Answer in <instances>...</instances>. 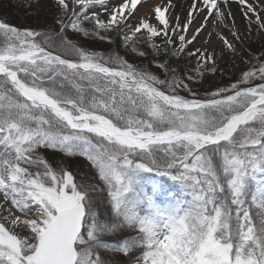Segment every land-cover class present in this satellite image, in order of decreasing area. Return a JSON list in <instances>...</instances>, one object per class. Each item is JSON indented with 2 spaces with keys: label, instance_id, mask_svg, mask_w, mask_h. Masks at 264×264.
Masks as SVG:
<instances>
[{
  "label": "snow or ice",
  "instance_id": "obj_1",
  "mask_svg": "<svg viewBox=\"0 0 264 264\" xmlns=\"http://www.w3.org/2000/svg\"><path fill=\"white\" fill-rule=\"evenodd\" d=\"M227 2L192 0L183 24L169 19L171 0L155 7V23H133L141 0H54L59 30L0 20V264H110V253L124 264H264V52L200 96L167 64L161 79L68 36L115 35L141 57L142 38L155 53L172 45L170 55L195 57L191 81L216 71L214 50L186 51L209 17L231 21L243 47ZM238 3L245 38L255 24L264 39V0ZM42 149L84 157L94 172L54 165ZM116 234L118 244L105 240Z\"/></svg>",
  "mask_w": 264,
  "mask_h": 264
},
{
  "label": "rangeland",
  "instance_id": "obj_2",
  "mask_svg": "<svg viewBox=\"0 0 264 264\" xmlns=\"http://www.w3.org/2000/svg\"><path fill=\"white\" fill-rule=\"evenodd\" d=\"M124 0H107L109 6L117 7L119 4L123 3ZM169 0H141V3L137 5V10L135 11L133 23L138 22L142 17H147L155 23L154 10L156 6H165ZM172 4L177 5L176 8H169V19L175 23V18L177 15L180 17V22L183 24L187 16L192 0H171ZM198 2V7L202 5ZM219 2V0H218ZM252 2V0H249ZM54 5V0H0V16L11 20L12 23L24 22L25 24H30L27 19H32L33 22L37 24V19H40L46 15V12L52 8ZM222 9L227 8L231 11L232 18L235 21V27L239 30L241 35V40L243 41V47L240 43H237L235 38L231 35V30L233 25L231 21H228V27L224 28L222 26H217L211 17H209L205 28L201 31L196 41L188 46L186 51H192L195 48H207L210 51L214 50L217 53L216 71H206L205 80L206 88L208 91H213L219 87L229 86L231 83L238 80L242 72L248 70L247 61L250 59V53L259 55L264 52V39H261L260 35L256 31L255 24L252 25L251 29V39H246L247 35V21L242 15L245 10L244 6L238 3V0H228L227 4H221ZM10 11H9V10ZM4 11V12H2ZM9 11V12H7ZM58 14V12H57ZM3 15V16H2ZM168 15V13H166ZM195 16V13L193 14ZM207 15V10L205 9L199 16H196L193 24L189 26L188 32L186 33V38L190 39L194 34L195 29L200 27L204 23V18ZM227 15V13H226ZM34 17H36L34 19ZM3 20L6 21V19ZM102 18H107L105 14L102 13ZM29 19V20H30ZM34 19V20H33ZM10 24V23H8ZM34 24V23H33ZM126 31V30H125ZM226 36L229 41H231L236 47V53H232L227 50L222 44L219 36ZM173 39H177L173 36ZM102 43V41H98ZM143 43V42H142ZM177 40V44H178ZM103 45V44H102ZM98 45V50L103 49L104 45ZM251 45V47H249ZM106 47V46H105ZM120 55L124 56L129 62L146 67L145 57L139 56L137 53L131 52L122 46L120 47ZM192 63L196 67L195 57L191 58ZM147 68V67H146ZM208 76V77H207ZM259 81H257L258 83ZM41 154L49 160V162L54 163V165L63 163L68 170L75 172H80L82 174L91 175L94 170L91 168L89 162L80 156L66 157L64 153L53 150L42 151ZM260 176L258 174L257 179ZM255 183V182H254ZM124 234L108 235L105 240L109 243L118 244L123 239ZM109 257L110 264H124V256L118 253L107 254Z\"/></svg>",
  "mask_w": 264,
  "mask_h": 264
},
{
  "label": "trees",
  "instance_id": "obj_3",
  "mask_svg": "<svg viewBox=\"0 0 264 264\" xmlns=\"http://www.w3.org/2000/svg\"><path fill=\"white\" fill-rule=\"evenodd\" d=\"M9 10V9H8ZM96 11H100V9H95ZM10 11V10H9ZM7 11V12H9ZM4 12V11H2ZM57 8L55 5L52 6L50 11L48 10L46 12V15L40 19H37V24L32 21V19L28 18L27 22L30 21V24H25L23 21L17 23H12L11 20H7L5 17L0 16V20L3 18L6 19L3 20L5 23H10L11 25L20 28V29H32L36 31L41 30H52L56 29L59 30V25L56 23L57 18ZM102 15V13H101ZM3 16V15H2ZM36 17H34L35 19ZM30 19V20H29ZM33 19V20H34ZM34 23V24H33ZM68 36L70 39H73L74 41L78 42L82 46H85L87 48H90L92 50L97 51L98 45L100 44L104 45L102 47L103 49H100V52H111V51H118L120 53V47H121V40L117 38L115 35H113V40L111 43L107 41H102V43H99V39L97 38H86L82 37L79 34L73 33L71 29L68 30ZM143 42V43H142ZM157 43H161L160 39L157 38ZM102 45V46H103ZM106 46V47H105ZM174 46H169V52ZM140 50L144 51L146 55L144 56L146 59L147 68L150 69L155 75L159 76L161 79L169 78L168 74L165 73L164 69H161L158 67L159 64H167L171 68L176 69V75L180 78H183L185 83L188 84L190 88H192L193 91L198 93L200 96H203L206 92H209L206 88V80L205 75L202 78H194L193 80L189 81L186 79L188 75H193L192 69L195 68L194 64L192 63L191 58L192 57H186V56H172L169 54V52H161V53H155L154 50L144 41V38L141 39L140 42ZM144 65V64H141ZM208 77V76H207ZM206 82V83H205ZM180 94L188 96L189 93L185 89H180ZM46 150H52V149H42V151ZM54 151V150H53ZM171 183V181H169Z\"/></svg>",
  "mask_w": 264,
  "mask_h": 264
}]
</instances>
